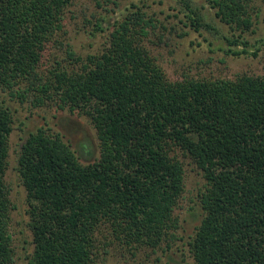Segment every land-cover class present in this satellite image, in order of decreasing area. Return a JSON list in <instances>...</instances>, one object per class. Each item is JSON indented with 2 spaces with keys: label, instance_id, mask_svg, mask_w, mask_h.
I'll use <instances>...</instances> for the list:
<instances>
[{
  "label": "trees",
  "instance_id": "16d2710c",
  "mask_svg": "<svg viewBox=\"0 0 264 264\" xmlns=\"http://www.w3.org/2000/svg\"><path fill=\"white\" fill-rule=\"evenodd\" d=\"M75 1L0 0V90L80 111L100 141V157L85 164L59 134L28 133L18 172L33 235L29 264H97L101 246L114 241L161 248L181 228L183 160L206 180L204 217L189 242L194 264H264V76L171 81L145 45L155 25L137 5L113 24L97 18L91 35L108 33L109 44L83 58L62 39ZM179 2L194 32L218 33L199 0ZM205 2L235 32L251 31L245 0ZM50 44L66 50L73 68L39 73ZM262 47L236 34L217 46L232 57H257ZM14 124L0 101V264L15 262L6 181Z\"/></svg>",
  "mask_w": 264,
  "mask_h": 264
},
{
  "label": "rangeland",
  "instance_id": "374dc122",
  "mask_svg": "<svg viewBox=\"0 0 264 264\" xmlns=\"http://www.w3.org/2000/svg\"><path fill=\"white\" fill-rule=\"evenodd\" d=\"M245 1L254 24L251 31L244 34L242 30L235 32L216 17L215 11L205 0H199L198 5L203 8V15L218 30V33L204 31L199 34L189 28L186 10L179 0H76L66 14L64 23L67 34L62 39L64 38L65 44H71L73 50L83 58L100 54L109 44V34L92 37L97 18L107 17L112 19L113 24L116 20H123L130 12L136 11L133 5H137L155 25V28H150V36L145 45L157 58L171 81L186 78L232 80L246 73L264 76V47L257 57L227 56L217 48L222 36L242 35L252 46L264 40V0ZM160 37L164 44L158 43ZM205 39L215 42L216 47L210 48ZM169 41L170 44H166ZM65 52L66 50L57 44H50L44 54L39 73L49 76L56 68H73ZM18 91V88L11 92L0 90V101L10 108L15 121L10 137V166L6 174L13 203L10 233L15 250L14 264H29L28 257L34 251L33 235L28 228L27 191L18 172L20 152L28 133L44 128L49 134H59L85 164L99 158L101 151L97 130L88 116L68 107L61 109L54 104L42 106L35 94L24 97ZM183 161L185 192L175 211L181 225L175 237L155 251L134 250L118 241L107 243L98 251L97 264L195 263L189 242L204 217L199 194L205 188L206 180L203 172L191 160Z\"/></svg>",
  "mask_w": 264,
  "mask_h": 264
}]
</instances>
